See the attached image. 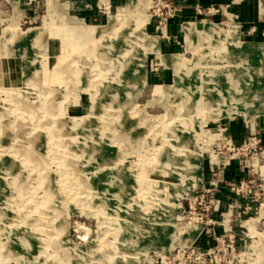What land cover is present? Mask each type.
Segmentation results:
<instances>
[{
	"label": "rangeland",
	"instance_id": "374dc122",
	"mask_svg": "<svg viewBox=\"0 0 264 264\" xmlns=\"http://www.w3.org/2000/svg\"><path fill=\"white\" fill-rule=\"evenodd\" d=\"M182 1L0 0V264H264V27Z\"/></svg>",
	"mask_w": 264,
	"mask_h": 264
},
{
	"label": "crops",
	"instance_id": "0c3cea01",
	"mask_svg": "<svg viewBox=\"0 0 264 264\" xmlns=\"http://www.w3.org/2000/svg\"><path fill=\"white\" fill-rule=\"evenodd\" d=\"M194 1L202 2L204 5H208V4L223 5L226 7H230V9L233 11L239 12L241 15L242 21L244 23V27L248 31V33H251L250 28L254 24H256L257 27L259 28L264 27V23H261L262 18H261V12H260V7H259V0H190L189 2H185V0H183L181 2V5L182 7H186V9L184 10L182 9L184 11L183 14L187 16H191V18H193L192 15L195 14V10L191 8L192 6L190 4ZM173 21H175L173 25H175L177 29L178 23L180 21L178 19H175ZM187 23H195V24H187V26H192L194 29L196 22H187ZM171 27L173 26L171 25ZM171 31L175 33L176 30L174 31V29L171 28ZM154 37H158V36H154ZM160 46H161V40H160ZM160 53H161V50H160Z\"/></svg>",
	"mask_w": 264,
	"mask_h": 264
},
{
	"label": "bare ground",
	"instance_id": "6f19581e",
	"mask_svg": "<svg viewBox=\"0 0 264 264\" xmlns=\"http://www.w3.org/2000/svg\"><path fill=\"white\" fill-rule=\"evenodd\" d=\"M137 3V2H136ZM185 30H186V33H187V35L189 36V37H192L193 36V27L192 26H187L186 28H185ZM215 32V27L211 24V23H206V30L204 31V33L205 34H212V33H214ZM30 34H32V35H35L34 33H30ZM13 37H16V34H14V36ZM4 44H1L0 45V48H1V46H3ZM25 64V63H24ZM0 67L3 69V67H4V65L2 64V63H0ZM2 70H0V81L2 82L3 81V74H2ZM25 74V73H24ZM98 90L96 89V92H97ZM216 105V104H215ZM126 128H128V127H126ZM130 128V127H129ZM124 132H125V130H124ZM1 142H2V140H1ZM98 149V148H97ZM100 150V149H99ZM17 165V164H16ZM13 167V166H12ZM1 215V214H0ZM30 220V219H29ZM28 243V242H27ZM6 250V249H5ZM8 254V253H7ZM15 255V254H14ZM16 256V255H15Z\"/></svg>",
	"mask_w": 264,
	"mask_h": 264
},
{
	"label": "built area",
	"instance_id": "2783aa9c",
	"mask_svg": "<svg viewBox=\"0 0 264 264\" xmlns=\"http://www.w3.org/2000/svg\"><path fill=\"white\" fill-rule=\"evenodd\" d=\"M226 10V6L223 5H217V4H212L210 6H198V11L199 12H203V11H208L210 13H224V11Z\"/></svg>",
	"mask_w": 264,
	"mask_h": 264
}]
</instances>
